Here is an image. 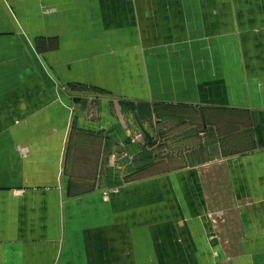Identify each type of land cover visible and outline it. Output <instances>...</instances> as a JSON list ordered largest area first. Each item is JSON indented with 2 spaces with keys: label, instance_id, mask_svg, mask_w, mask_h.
<instances>
[{
  "label": "crops",
  "instance_id": "obj_1",
  "mask_svg": "<svg viewBox=\"0 0 264 264\" xmlns=\"http://www.w3.org/2000/svg\"><path fill=\"white\" fill-rule=\"evenodd\" d=\"M0 264H264V0H0Z\"/></svg>",
  "mask_w": 264,
  "mask_h": 264
},
{
  "label": "rangeland",
  "instance_id": "obj_2",
  "mask_svg": "<svg viewBox=\"0 0 264 264\" xmlns=\"http://www.w3.org/2000/svg\"><path fill=\"white\" fill-rule=\"evenodd\" d=\"M68 6V8L69 7H73V5H67ZM70 11H73V8L70 10ZM77 136L75 137V140H80V145L78 146L79 148L77 149V152H78V154L79 153H85V152H87L89 149L87 148H84L83 146V144H82V142L84 141L83 139H88L91 143H92V141H94L95 142V145L100 141L99 140V138L97 137V136H91V135H89V134H83L84 136H82L81 134H76ZM79 136V137H78ZM149 139H151L150 140V142L152 143V144H154L155 142V140L154 141H152L153 139H154V136H150L149 137ZM94 145V146H95ZM88 147H90V146H88ZM94 149H95V147H93ZM173 149V151H178L177 153H180L183 149H180V148H178V147H176V148H172ZM179 150H181L180 152H179ZM171 151V150H170ZM85 155V154H84ZM80 157H81V155H78V158H76V159H78V161L79 162H81L80 161ZM75 158H71L70 157V154L68 153V166H70L71 168H74L76 165H74V166H71L69 163L70 162H72V164H75V161H76V159ZM78 162V166H83V168H89V166H90V164H83V165H81V163H79ZM178 161H173V162H171L170 161V163H168L170 166L171 165H173L174 163H177Z\"/></svg>",
  "mask_w": 264,
  "mask_h": 264
}]
</instances>
